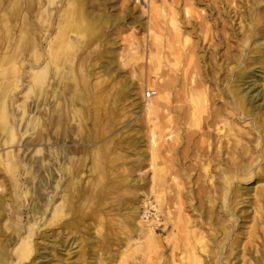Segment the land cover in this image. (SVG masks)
<instances>
[{
  "label": "bare ground",
  "instance_id": "6f19581e",
  "mask_svg": "<svg viewBox=\"0 0 264 264\" xmlns=\"http://www.w3.org/2000/svg\"><path fill=\"white\" fill-rule=\"evenodd\" d=\"M175 1L167 6L174 38L180 29ZM81 3L0 0V264H37L52 250L66 261L71 253L65 237L82 226L83 217L73 216L79 191L75 186L83 185L79 173L88 162L84 155L90 146L92 169L99 179L104 177L107 161L97 143L106 139L108 117L118 109L123 92L93 94L84 76L70 94L75 41L84 34L100 36L106 21L104 15L80 11ZM263 4L264 0H184L186 23L199 44L195 51L187 33L181 47L173 50L181 52L183 62L181 92L176 95L179 104L170 105L171 78L158 87L152 100L134 105L145 118L148 155L138 156L139 161L149 162L150 176L143 184L128 176L122 181L104 180L103 185L131 187L126 192L133 196L146 189L142 204L154 211L146 229V259L151 264H231V259L236 263L237 206L245 204L242 196L254 192L256 197L259 190L245 186L247 182H264V68L259 64L264 62ZM196 5L219 16L215 21L223 33L217 45L226 47L219 59L208 58L201 47L212 25L203 10L195 11ZM149 7L153 16L158 13L152 4ZM193 13L202 20L195 25L189 20ZM234 20L238 31L233 29ZM161 59L149 55L148 63L158 69ZM170 62L172 68L182 63L178 57ZM89 115L93 127L100 125L103 116L102 127L87 129L84 121ZM71 118L78 121L76 141ZM6 185L12 195L5 193ZM47 186L52 195L44 199ZM25 198L30 199L29 213L44 217L43 228L30 220L23 224L25 205L20 199ZM44 200L41 211L38 203ZM9 209L12 213L6 216ZM251 212L257 214L254 208ZM159 214L163 228L168 223L172 228L164 238L169 251L165 256L155 232ZM136 215L135 211L128 214L131 221ZM141 219L139 231L144 226ZM255 235L252 225L246 240ZM139 249V245L128 246L119 254L120 263H133Z\"/></svg>",
  "mask_w": 264,
  "mask_h": 264
},
{
  "label": "rangeland",
  "instance_id": "374dc122",
  "mask_svg": "<svg viewBox=\"0 0 264 264\" xmlns=\"http://www.w3.org/2000/svg\"><path fill=\"white\" fill-rule=\"evenodd\" d=\"M170 1L82 0L80 11L87 16L104 15L106 21L100 29V36L84 34L75 41L76 49L72 51L74 71L70 77L72 88L70 94L74 93L73 85L86 76L93 94L105 92L111 94L120 89L123 95L117 102V113L115 111L108 117L110 131L106 134V139L97 143V146L102 147L101 151L107 161L103 180L98 178L91 166L94 158L91 151L93 150L92 146L88 147V150L86 149L84 155L88 162H85L86 164L79 173V180L83 182V185L75 186L79 191L75 192L76 211L73 214L74 217H83V221L81 228H73L72 233L65 237L66 243L70 245V256L66 261H62L59 253L52 250L48 258L37 260V264H121L119 254L128 246L135 247L137 245L140 249L135 254V261L132 263L128 260L126 264H151L146 259L149 250L146 229L154 218V211L150 207L145 208L142 204V200L146 198L144 195L147 192L146 189H138V193L133 196L126 192L127 188L131 187L122 185L105 187L103 183L104 180L122 181L125 177L132 176L139 184H143L150 176L149 162L139 161L138 155L146 157L148 155V134L145 118L139 109L135 108V104L147 99L148 91L152 93L148 100H152L156 96L158 87L171 78L174 79V87L168 92L170 105L179 104L176 102V98L181 92L180 78L183 62L181 52L173 50L181 47L187 33L191 34V43L195 44V51L199 43L193 28L186 23L187 18L183 14L184 0H176L174 3L175 19L180 28L177 37L174 38L168 23L167 6ZM149 3L158 9V13L154 16L151 14ZM262 6L264 19V4ZM57 8H60V3L57 4ZM205 8L204 5L194 7L197 12L203 10L206 20L212 25L206 39H202L201 47L208 58L219 59L226 49L224 44L217 45L218 36L223 33V27L215 21L219 17L218 14ZM189 20L190 24L194 25L202 21L196 18L195 13ZM237 22L238 20L232 22L233 29L236 31L239 29ZM197 35L200 38L203 37L199 28ZM89 40L90 44L86 47ZM170 47L171 49H169ZM171 53L174 54L171 55ZM149 55H158L162 58L158 69L148 63ZM174 57H178L182 62L175 67L177 68L175 73L173 72L175 68H172V62H170ZM108 59H112V63H108ZM259 64L264 68V62ZM104 67L107 70H104ZM220 73L221 71L216 76H219ZM261 84L264 87V80L261 81ZM98 121L100 125L93 127L92 117L89 115V119L84 122L86 128L91 129L102 127L105 122L103 116H100ZM70 125L74 128L73 140L76 141L78 121L71 118ZM112 139L114 140L113 144L110 142ZM70 145L71 143L67 144V146ZM89 161L91 162L89 163ZM261 164L264 168V160ZM139 169L141 173L137 171ZM26 186L30 188V185ZM245 186H253L259 190L256 191V197L253 195L254 192H251L249 196H242L241 200H244L245 204H240L236 209L237 215L240 217L234 228L237 235L235 264H261L264 263V192L261 190L264 182L254 183L252 180ZM47 187V191L43 193L44 199L52 195V188ZM5 189V193L13 194L11 187L6 185ZM27 198H29V194ZM20 200L25 205L22 213L23 224L26 225L27 220H30V223L43 228L44 217L29 213L30 199ZM133 200H136V203H133ZM38 207L41 211L44 210L45 200L38 203ZM252 208L257 212L256 215L251 212ZM245 209L248 210V213H243ZM145 210L148 211V214L144 217ZM133 211L137 215L135 220L131 221L128 214L130 215ZM11 213L12 209H9L5 215L9 216ZM141 216L144 226L139 231L137 228ZM162 216L159 214L157 217L158 224L155 232L164 245L161 252L165 256L169 251H166L165 245L167 244L164 238L172 228L169 223L166 228H163ZM129 221H131L130 224ZM252 225L256 228V235L251 241H248L246 233ZM130 228H133V231H138L129 232ZM234 262L235 259H231V264Z\"/></svg>",
  "mask_w": 264,
  "mask_h": 264
},
{
  "label": "built area",
  "instance_id": "2783aa9c",
  "mask_svg": "<svg viewBox=\"0 0 264 264\" xmlns=\"http://www.w3.org/2000/svg\"><path fill=\"white\" fill-rule=\"evenodd\" d=\"M151 95H152V93L148 91V92L146 93V98H149Z\"/></svg>",
  "mask_w": 264,
  "mask_h": 264
}]
</instances>
